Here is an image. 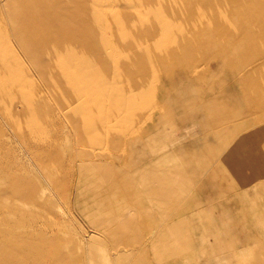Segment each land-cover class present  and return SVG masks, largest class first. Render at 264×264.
Returning a JSON list of instances; mask_svg holds the SVG:
<instances>
[{"label": "rangeland", "instance_id": "374dc122", "mask_svg": "<svg viewBox=\"0 0 264 264\" xmlns=\"http://www.w3.org/2000/svg\"><path fill=\"white\" fill-rule=\"evenodd\" d=\"M21 1L0 0V62L11 56L7 47L12 46L10 41L14 40L11 30L23 29L25 32L22 31L18 43L28 50L31 48L32 52L29 50L28 57H25L18 44H15L16 51L23 65L28 66L38 80L41 64L51 66L61 59L60 52H53L45 58L41 55L39 31L43 29L46 33L44 46L49 47L54 42L59 46L61 42V47L67 49L73 44V51L79 52L74 60L83 76L74 83H70L67 77L55 81L56 90L69 89V96L61 100L64 105L61 106L59 99L51 95L43 102L41 92H34L30 84L26 86L30 88L27 94L11 69L1 70V77H6L11 84L0 97V264H10L7 259L14 250H38L39 253L32 261L20 258L13 264H41L43 261L42 264H143L149 260L141 248L142 241L151 235L146 229L151 226L149 219H159L160 215L188 207L191 210H187L184 217L191 219L195 247L167 264H184L185 261L186 264H203L213 256L215 244L206 241L214 236H221L226 244L254 238L252 246L264 249V226L257 224L264 219V178L261 177L264 173V136L261 139L253 137L256 150L242 161L234 164L231 159L221 158L209 167V171L220 169L222 172L219 189H224V197L221 199L210 203L208 198L214 188L202 190L206 179H197L201 186L194 183L191 196L182 202L160 207L144 204L130 213L127 222L124 221V201L119 196L120 183L124 179L118 169H125L127 159L133 160V167L156 159L153 155L147 157V154L160 152L168 139L171 145L166 148L189 153V146L204 137L200 127L205 117L200 107L214 94H209L204 81L207 74L202 68L194 79L176 68L172 84L169 80L164 88L163 82L158 84L159 88L162 86L158 92V108L149 109L144 119L153 114L155 118L146 123L143 119L132 124L131 120L136 94L149 79L146 45L156 34L171 26L173 18L180 16L179 12L187 7L180 5L182 0H176L179 2L176 14L169 13L171 9L167 6L162 12L158 0H63L62 3L48 0L55 4L50 13L54 12L56 18L62 19L59 26L43 25L45 5H28V0ZM194 1L195 6H215L223 0ZM246 2L247 6L231 0V4L238 8L240 21L264 22V0ZM245 7L259 9L248 13ZM114 18L116 21L111 23ZM260 27L264 28V25ZM228 28L229 21L220 16L206 29L223 38L229 34ZM208 49L211 51V46ZM212 55L210 53L209 58ZM121 66L135 68L140 83L137 87L131 86L130 77L123 75L126 69ZM53 69L59 70L58 67ZM221 79L215 93L218 100L231 105L240 100L239 111L249 107L248 102H242L240 86L230 76L223 75L218 81ZM43 89L48 92L46 87ZM8 110L12 111L11 117L6 113ZM102 117L105 120L101 124ZM152 121H157L153 129L146 133L137 131ZM255 128L253 124L244 127L249 132ZM126 133L130 136L129 141L122 143ZM152 134L162 135L151 139ZM226 144L227 150L234 153L245 146V142L238 139ZM173 158L176 161L178 157ZM188 159L190 169L197 170V162L191 156ZM175 161L170 158L165 166L183 165L181 159ZM85 168L100 170L88 176ZM184 175H187L186 171ZM240 176L251 181L249 186L240 184ZM247 190H250V197L246 195ZM102 195L106 200L103 199L104 204L99 199ZM229 198L230 203L227 202ZM195 199L207 203V208L215 209L199 214ZM223 221L231 225H225ZM204 232L206 241L202 235ZM44 243L50 246L42 250ZM162 247L159 244L155 249ZM262 256L243 255L237 264H262ZM152 260L156 264L154 255Z\"/></svg>", "mask_w": 264, "mask_h": 264}, {"label": "crops", "instance_id": "0c3cea01", "mask_svg": "<svg viewBox=\"0 0 264 264\" xmlns=\"http://www.w3.org/2000/svg\"><path fill=\"white\" fill-rule=\"evenodd\" d=\"M236 1L239 5H248L246 0ZM158 3V6L162 7V12L167 6L171 9L169 13H178L177 9L179 8L176 7L179 4L178 1L158 0ZM217 4L219 5L195 6L194 0H182L180 5L187 7L179 12L180 16L173 18L172 25L156 34L146 45L145 60L149 68V79L147 85L136 94L134 111L131 115L132 124L143 120L152 107L158 108V92L162 86L164 88L168 84V80L172 84V74L176 68L193 79L200 74L202 68L207 74L204 81L210 90L209 94L212 93L214 96L209 101H204L200 107L201 110L199 109L205 117L204 124L200 127L204 137L194 141L189 146V153L183 150L175 152L171 148H166L171 145V140L168 139L164 142L160 152L147 154V157L153 155L156 159L147 160L148 162L133 167V160H129L127 157V163L124 164L125 169H118L124 179L120 183L122 186L119 189V196L124 201L125 222L128 221L130 213L134 212V209H138L144 204L160 207L168 203L182 202L191 196L194 183L198 187L201 186L197 179H206L205 184L201 186L202 190L209 187L214 188V192L208 198L210 203L221 199L224 197V189H219L222 185L220 178L222 172L220 169L209 171V167L221 158L231 159L234 164L242 161L247 157V154L256 150L253 137H260L261 139L264 136V112H258L260 109L264 110V28L260 27L264 25V22H254L251 19L246 22L240 21L237 17L238 8L231 4V0L229 2L227 0L218 1ZM245 8L248 13L253 11L252 7ZM220 16H225L230 23V28L227 29L229 34L223 35V38L208 32L209 30L206 29L213 20L217 21ZM189 20H194V22L191 23ZM119 25L120 23H118V28ZM125 29H127L126 26ZM226 44L230 47H226L228 46ZM210 46L211 51L208 52ZM207 52L213 55L209 58ZM120 68L126 69L123 75L130 77L132 87H137L140 84L135 75L134 67L121 66ZM120 75L118 74V76ZM223 75L224 77L230 76L233 82L240 86L239 93L243 99L242 102H248L249 107L239 111L242 104L238 105L240 100L232 105L218 100V94L215 93L218 92L217 86L223 79L218 80ZM165 79L166 83H164ZM160 82L163 83L159 88ZM153 117L154 114L149 115L143 121L146 123ZM152 122L147 124L150 125L149 128L144 125L137 131L140 133L150 131L157 126V121ZM250 124L256 127L251 132L244 129ZM251 133L253 134L252 137ZM157 135L152 134L150 138L153 139ZM159 135L161 137L162 134ZM128 136L126 133L122 143L123 141L128 143L130 137ZM232 139L244 141V148L235 153L229 152L226 143ZM173 156L178 157L176 161ZM189 156L197 162V170L190 169ZM170 158L175 163L181 159L183 165L179 167L173 165L171 168L165 166ZM183 167H185L187 175H184ZM95 170L98 169L85 168V174L89 176ZM237 173L239 172L237 171ZM170 175L171 178H169ZM261 177L264 178V173ZM239 178L242 186H249L251 181L247 177L240 176ZM218 181L219 183H217ZM98 184L102 187L100 182ZM216 184L218 185L215 186ZM249 192L250 190H247L246 195L250 197ZM99 199L103 204L106 201L103 195ZM230 201V198L227 199L228 203ZM194 202L195 206L199 207L197 212L199 214H205L204 211L211 212L215 209L207 208V203L203 201L195 199ZM240 202L245 204L243 200ZM219 204L222 205L223 203L220 202ZM187 210L191 209L189 207L182 208L166 215H160L159 219H149L151 226L146 229L151 235L145 234L148 238L146 237L145 242L142 241L141 243L142 252L148 254L149 260L143 264H153L152 255L155 256L156 264H167L171 259L182 256L195 247V233L191 229V219L187 220L184 217ZM223 223L228 226L231 225L230 222L225 223L223 221ZM257 224L263 227L264 219L259 220ZM202 235L206 241L205 232ZM253 241L254 238H247L226 244L221 236H214L212 240L206 241V243L215 244L213 246L215 249L212 251L214 252L213 256L205 260L203 264H237L243 255L248 257L249 254L263 255L262 264H264V249L260 250L252 246ZM159 244L163 247L155 249V247H159Z\"/></svg>", "mask_w": 264, "mask_h": 264}, {"label": "bare ground", "instance_id": "6f19581e", "mask_svg": "<svg viewBox=\"0 0 264 264\" xmlns=\"http://www.w3.org/2000/svg\"><path fill=\"white\" fill-rule=\"evenodd\" d=\"M17 1H21V0H17ZM62 1L63 0H59ZM2 2V1H1ZM22 2V1H21ZM55 3V2H54ZM65 3V2H63ZM26 4H31V5H37V4H42L45 5L44 8V17H43V25H55V26H59V22H61L62 19H58L56 18L52 12V10L55 8V4H53V1H48V0H28L26 2ZM25 4V5H26ZM58 5V4H57ZM61 6V5H60ZM73 6V5H72ZM74 7V6H73ZM253 10L255 9V11H257L259 9V7H252ZM1 9V8H0ZM59 10V9H58ZM57 10V11H58ZM63 10V9H62ZM70 10H72V8H70ZM69 10V11H70ZM56 11V12H57ZM68 11V10H66ZM69 13V12H68ZM14 14V13H13ZM41 19V18H40ZM68 19V18H67ZM67 19H63V22H67ZM116 21V19L111 20V23H114ZM42 22V19H41ZM7 23V22H6ZM117 24V23H116ZM27 26V25H26ZM2 27V26H1ZM3 28V27H2ZM7 28V27H6ZM4 30V29H3ZM6 30V29H5ZM27 30V29H25ZM22 31H24L23 29H12L10 34L11 36L14 38V40H11L10 43L12 46H8V52L11 54L9 59L3 60L2 62H0V97H1V93H4L5 88H7L11 83L9 82V80H7V78L5 77H1V70L2 69H11V72L13 73V75L16 77V79L18 80V82L22 85V88H25L27 94L30 92V88H27V85H31L32 89L34 90V92L38 93L39 91L41 92V97H42V101L46 102V100L48 99L47 97L51 95V97H54V99H59L61 104V100H63L64 98H66L67 96H69V89L65 88L62 90H56L55 88V81H58L59 79H65L67 77V79L69 80L70 83H74L75 79L79 78L80 76H83V71L80 70L78 68V65L75 63L74 58L76 59V57L79 56V52L77 51H73V44L71 45V47L67 48V49H63V47H61L60 43L59 46H56L58 44H56V42L52 43L49 47L44 46L43 44V39L46 37V33L43 29H40L39 31V35L41 37L42 40V47H41V55L43 56V58L47 57L49 54L53 53V52H60V60L59 62H56L55 64L48 66L46 65V63H44L43 65L41 64L40 69L38 70V80H35L36 78H34L33 72L31 71V69L28 66H24L22 63V60L20 59V57L17 54V49L15 47V44H18V47L21 51H23V55L25 57H28L29 55V50L31 51V48L28 50L26 47H23V44H19L18 43V38L21 36ZM25 32V31H24ZM31 32V31H30ZM28 33V31H27ZM6 34V33H5ZM28 34H32V33H28ZM38 35V34H37ZM7 36V35H6ZM23 37V36H22ZM29 37V36H28ZM27 37V38H28ZM11 38V37H10ZM30 38V37H29ZM32 38V37H31ZM38 38V37H37ZM8 40V38H6ZM89 39V38H88ZM86 40L87 42L89 40ZM34 40V39H33ZM37 40V39H36ZM28 42H30V39L28 40ZM27 42V43H28ZM39 42V39H38ZM3 43V42H2ZM34 43V41H33ZM32 45V43H30ZM29 44V45H30ZM37 46V44H34ZM68 45V44H67ZM35 46V47H36ZM2 47V46H1ZM0 47V52L2 51ZM3 47H5L3 45ZM30 47V46H29ZM38 47V46H37ZM3 49V48H2ZM34 49V48H33ZM32 49V50H33ZM7 49H5L6 51ZM62 52V54H61ZM38 56H39V52ZM88 55V51L85 52ZM1 54V53H0ZM35 53H33L34 55ZM82 55V54H81ZM80 55V56H81ZM90 55V54H89ZM8 57V56H7ZM36 58V57H35ZM38 61V60H37ZM83 61V60H82ZM33 63V62H32ZM30 64V63H29ZM38 64V63H37ZM35 65V64H34ZM86 65V64H85ZM84 65V66H85ZM30 66V65H29ZM37 66V65H36ZM55 67H58L59 70H51ZM81 67V66H80ZM33 68V67H32ZM34 69V68H33ZM87 72V70H85ZM84 71V72H85ZM9 72V70H8ZM10 74V73H9ZM6 76V75H4ZM86 76V75H85ZM17 82V83H18ZM40 83V84H38ZM15 84V83H14ZM43 87H46L48 92L44 91ZM40 89V90H39ZM32 95V93H31ZM33 95H35L33 93ZM61 106H64L61 104ZM27 109V108H26ZM26 109H22L24 111H26ZM34 109V108H33ZM32 109V110H33ZM4 110V109H3ZM5 113V112H4ZM8 115H10V117L12 116V111L8 110L6 112ZM30 114V113H29ZM28 114V116H29ZM68 117V116H67ZM70 118V117H69ZM72 118V117H71ZM103 120H105V117H102V119H100L101 124L103 123ZM13 126H16L15 123L12 124ZM42 176V175H41ZM51 204V203H50ZM54 205V204H53ZM58 210V209H57ZM55 239V238H54ZM60 242V240H59ZM62 244V241H61ZM80 245V244H79ZM50 245L47 243L43 244L42 250L48 248ZM81 246V245H80ZM79 246V247H80ZM87 246V245H86ZM82 247V246H81ZM61 249V248H59ZM1 250V249H0ZM52 250V249H51ZM50 250V251H51ZM61 252V251H60ZM2 253V252H1ZM37 253H39L38 250H26V251H21V250H14V253L12 254V256L7 259L8 262H10V264H13L15 262H17V260H19L20 258H26V259H30L31 261L33 260V257H36ZM9 257V256H8ZM2 257L0 256V259ZM3 260V259H2ZM38 261V260H37ZM44 263V261L42 262ZM41 263V264H42ZM9 264V263H8ZM80 264V263H79Z\"/></svg>", "mask_w": 264, "mask_h": 264}]
</instances>
